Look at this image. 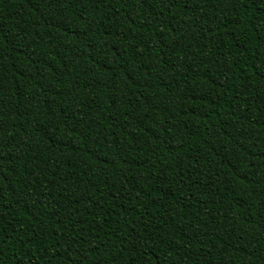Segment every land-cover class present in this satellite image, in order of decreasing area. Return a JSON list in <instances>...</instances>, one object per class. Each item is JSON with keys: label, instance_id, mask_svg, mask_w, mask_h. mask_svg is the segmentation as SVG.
I'll list each match as a JSON object with an SVG mask.
<instances>
[{"label": "trees", "instance_id": "1", "mask_svg": "<svg viewBox=\"0 0 264 264\" xmlns=\"http://www.w3.org/2000/svg\"><path fill=\"white\" fill-rule=\"evenodd\" d=\"M0 264H264V0H0Z\"/></svg>", "mask_w": 264, "mask_h": 264}]
</instances>
